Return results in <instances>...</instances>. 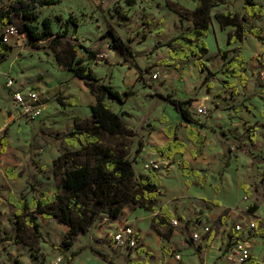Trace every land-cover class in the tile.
I'll return each mask as SVG.
<instances>
[{
    "label": "rangeland",
    "instance_id": "374dc122",
    "mask_svg": "<svg viewBox=\"0 0 264 264\" xmlns=\"http://www.w3.org/2000/svg\"><path fill=\"white\" fill-rule=\"evenodd\" d=\"M16 1L0 0V5L6 7ZM129 1L134 3L130 4ZM231 1L233 2L231 8L237 12L241 10V4L245 2V0ZM168 2L185 1L64 0L56 6L39 7L36 11L38 19L29 24L37 27L38 32L42 33L45 29L43 23L48 19L51 21L53 31V36L41 42L34 41L27 33H21L20 26L24 24V21L15 20L13 26L18 30V36L10 39L14 47L13 55L0 67V89H8L6 82L8 79H14L16 84L13 89L37 91L43 104V113L36 120L25 118L12 121L5 130L10 144L8 153L0 163V239H3L0 241V264H68L67 257L70 252L64 253L60 247L65 239L67 228L59 225L55 220H44L37 215L41 236H35L29 227H24L21 232L24 241L18 243L16 240L18 224L14 216L16 208L9 203L8 199L9 195L13 194L18 199L25 196L30 201L32 197H40L42 193L51 195L54 192L61 178V174L57 173L53 167V161L59 155V146H62L71 156L76 157L79 162L93 163L95 161L80 145L67 144L66 134L71 129L77 125L85 128L90 123V98L84 94L86 88L84 81L62 70L59 64V58L63 63L68 61L70 48L74 45L99 51L100 56L97 60H91L84 49L78 48L77 57L90 60L89 64L95 76L102 82L109 84L121 94L126 91L133 93L123 105L108 100L115 113L121 114L126 111L130 116H121L124 127L120 135H103V145L112 147L118 154L134 160L136 175H146L150 170H154L152 164L160 165V169L155 171H158V176L161 178L162 199L168 203L188 202L186 198L194 194L193 192L207 193L208 190L187 188L191 186L185 182L189 178L184 179L177 165H181L183 156L174 157L172 162L174 167L169 173L170 165L163 163L154 152V148L166 142L164 135L166 124L161 122L163 116L166 117L169 126H172L171 124L175 121L173 106L160 95L171 94L180 100L193 99L194 118L200 122L206 121L213 129H215L214 125L219 126L218 123L225 125L228 118L232 122L239 120L248 122L250 124L248 137L253 133L256 134L258 144H255V141L250 142L248 138L244 141L243 135L238 133L229 143L226 142L228 138H223L220 145L213 137H210V142L202 147L207 153H215L212 158L216 167L219 162L220 168L233 170L229 171L228 186L222 193L227 202L231 205L244 204L251 213L253 211L250 204L255 203L264 215V179L262 180L264 177V120L260 117V112L264 110V48L253 52L254 46L247 40L243 44V51L239 47H227L225 31L215 28L216 22L212 21L209 33L204 38L209 51L203 61L211 71L216 73V77L204 82L206 73L200 72L194 65V61L181 62L169 58L167 43L189 28L192 20L188 18L181 21L178 14L170 11ZM70 17L78 24L77 34H74L73 26L70 25L66 36L59 37L64 32L65 21ZM58 18H61V21ZM111 26L132 47L135 62L144 71V81H137V72L129 68V63L125 62L120 54L109 49L111 36L108 34V29ZM106 34L107 37H104ZM144 34L146 38L143 40ZM221 50L226 51L229 57L244 52L247 60L244 72L247 78L245 87L241 86L240 78L236 79L237 84L232 89H225L221 85V81L225 79L222 74L224 62L218 53ZM153 75H157L158 78L154 79ZM209 84H212L211 89L208 88ZM77 96H81V99L78 97V104L71 106L70 99ZM205 96L209 98L204 102L206 114L201 115L197 113L196 100ZM8 99H12V94L11 97L8 95ZM4 104L8 108L11 107L8 101ZM239 105L252 106L254 110L247 114L244 111L243 114L235 113L233 109ZM184 125L186 123L182 121L176 126L180 135L184 133ZM227 129L225 128L221 133L222 136H225ZM5 131H2V134ZM229 132L232 134L231 130ZM217 145L223 149L222 154L216 153ZM203 149L198 151V156L203 153ZM250 162H252V172L247 175ZM191 163L196 162L191 161ZM231 163L232 166H229ZM10 167L15 168V173H22V177L9 180L6 170ZM236 167H240L241 172L234 171ZM214 173L221 176V171L216 170ZM244 175L247 176L242 182L251 187L253 200L245 201L243 195L238 194L235 180ZM31 184L35 188L31 187ZM137 208L130 203L127 204L118 220L106 224H102L103 216H99L93 230L87 235L79 236L73 251L80 250L81 254L72 264L106 263L90 251V246L104 250L115 264L138 262L137 258H133L136 249L118 247L113 242V234L119 227L129 225L136 230L134 226L138 223L143 232L149 230L148 219H145L144 212L140 210L134 212ZM192 222L201 224L198 219H192ZM260 226L261 224L259 228ZM209 227L214 231L213 226ZM167 232L168 230H164V233ZM178 232L180 235L176 239L177 245L185 244V241L191 238L192 233L189 231L178 230ZM259 234L254 231L250 239L253 238L251 242L254 244L257 256L263 257L264 232L262 236ZM146 240L154 251L157 250L152 237L149 236ZM194 243L200 245V241ZM167 248L169 255H173L171 250L179 251L176 247ZM181 249L184 264H201L195 248ZM191 250L194 251V256ZM156 256H158L157 253Z\"/></svg>",
    "mask_w": 264,
    "mask_h": 264
},
{
    "label": "trees",
    "instance_id": "16d2710c",
    "mask_svg": "<svg viewBox=\"0 0 264 264\" xmlns=\"http://www.w3.org/2000/svg\"><path fill=\"white\" fill-rule=\"evenodd\" d=\"M63 1L17 0L6 7L0 5V66L10 59L14 51V47L4 41V29L9 25H14L16 19H21L24 21V24L20 26L21 33H27L34 41H44L49 36H53L51 21L48 19L44 21L45 29L42 33H39L37 27L31 26L29 23L38 19L37 8L56 6ZM129 3H134V1H129ZM222 3L224 2L221 0H198L197 7L193 11L181 8L176 3H167L169 9L180 16L181 21L188 18L192 20V26L167 43L169 58L181 62L194 61L196 68L200 72L206 73L204 82L216 77V73L211 71L203 61L209 51L204 38L209 33L213 19L219 23L222 29L230 26L235 27V31L228 35V46L243 42L248 35L260 38L263 34V29L248 26V18L264 16V10L254 0H245L244 15L227 11L216 13L213 17L211 15L212 8ZM58 20L61 21V18H58ZM70 25L73 26L74 34H77L78 24L70 17L65 21L64 32L59 37L66 36ZM108 34L111 36L109 49L120 54L125 62L129 63V68L137 72V81H144V71L135 62V53L130 44L124 41L112 26L108 29ZM145 36L144 34L143 40L146 38ZM104 37H107V34ZM78 48L84 49L91 60H97L100 56L99 51H91L82 45H74L70 48L68 61L63 63L59 58V64L62 66V70L69 71L74 78L84 81L90 93L95 97L96 104L89 106V125L85 128H80L77 125L66 134V138L68 139V145H80L95 161L93 163L79 162L76 157L71 156L62 146H59V155L53 161V167L57 170V173L61 174V178L54 192L51 195L42 193L40 197H32L30 201L25 196L18 199L13 194H10L8 199L9 203L16 208L14 216L18 224V239H16L18 243L24 241L21 234L24 227H29L35 236H41L37 215H40L44 220H55L59 225L67 228L65 239L60 247L64 253L70 252L67 257L68 264L75 262L81 254L80 250L73 251L79 236L90 233L99 216H103L102 219L108 218L111 222L118 220L122 216L124 207L129 203L154 214L151 227L162 238L168 241L173 235V229L168 223V219L172 218L171 213L166 208L160 210L157 208L159 196L161 195L160 179L157 172L150 170L146 175H136L134 160L118 154L114 148L104 146L102 142L104 134L110 136L120 135L124 127L121 116H130L126 111L121 112V114L115 113L112 104L108 100L123 105L133 93L126 91L121 94L112 86L97 78L89 64L90 60L77 57ZM220 56L224 62L222 74L225 79L221 81L223 88H234L237 78H240L241 86L245 87L247 81L244 74L247 63L245 55L234 54L229 57L226 51H220ZM208 88L211 89L212 84H209ZM160 97L174 107L183 121L205 127V124L197 121L191 112L193 99L180 100L174 98L171 94L160 95ZM70 103L71 106H76L78 97L71 98ZM233 110L235 113L243 110L252 112L254 107L239 105ZM260 117L264 120V112L260 113ZM161 122L166 124L164 135L169 141L164 146L154 148V152L162 160H172L176 155H184L187 145L179 139L176 127L167 125L168 122L165 116H163ZM185 135L187 140L195 147L202 146L206 141V136L198 129L188 127L185 130ZM255 137L256 134L254 133L250 135V142L254 143ZM8 146L9 140L5 131L4 134H0V157L6 153ZM138 149L137 152L140 151ZM191 156L196 159L198 156L197 151L193 150ZM181 174L184 178L193 177L201 187L205 186L208 179L207 175H202L200 170L193 169L185 161L181 163ZM6 176L9 180H17L22 177V173H15V168L10 167L6 170ZM186 184L191 185L188 181H186ZM31 187L35 188L33 184H31ZM242 188L247 196H251V192L246 186L242 185ZM250 208L257 209V206L251 204ZM164 230H168V232L164 233ZM212 239L211 236L206 242L207 246L210 245ZM138 241L139 246H142L141 240ZM98 242L100 243V241ZM187 243L190 247L195 248L202 263V246L196 245L192 239L187 240ZM89 249L107 264H115L104 250L94 246H90ZM162 249L168 252L165 245H162ZM136 252L137 254H143L145 251L142 247H138ZM147 256L151 255L147 253ZM251 263L261 264L254 258L251 259Z\"/></svg>",
    "mask_w": 264,
    "mask_h": 264
},
{
    "label": "crops",
    "instance_id": "0c3cea01",
    "mask_svg": "<svg viewBox=\"0 0 264 264\" xmlns=\"http://www.w3.org/2000/svg\"><path fill=\"white\" fill-rule=\"evenodd\" d=\"M184 1L185 2H179L176 4H178L181 8H184V9H187L190 11H193L197 7L198 0H184ZM188 1H190V4H188ZM221 1H223L224 3L220 4L217 7L212 8L211 15H213V17L216 13H222V12H227V11L237 12V11L233 10V8H231V5L233 3L231 0H221ZM254 1L264 10V0H254ZM241 5H242L241 10L238 11V13L244 15L245 14V2H244V4H241ZM183 21H185V20H183ZM213 21H214V23L216 22L215 28H218V30L220 28L221 30L225 31V33H226V44H227L228 35H229V33H232L235 31V27L230 26V27H226V28L222 29L220 27L219 23L215 19H213ZM191 25H192V23L190 24V26ZM248 26L251 28L263 29L262 36L260 38H255L252 35H248L243 42H240L238 44H233L231 46H235V48L239 47L243 51V44L247 40L253 44V46H254L253 52L261 51L264 48V16L258 17V18H248ZM10 44L12 45V43H10ZM227 47H228V45H227ZM218 53H220V51H218ZM168 54H169V52H168ZM243 54H244V52H243ZM12 55H11V57H12ZM78 80H80V79H78ZM11 90L12 91L10 92L9 89H4V90L0 89V134H2V131L7 130V127L12 123V121H16L17 119H21V120L25 119L23 116L20 115V113L16 109V107L13 103V100L8 99V95H9V97H11V94L13 93V90H15V89H11ZM7 91H9V92H7ZM84 94L90 98V102H89L90 106L96 104L95 97L90 93V91L87 87L85 88ZM77 97H79L81 99V96H77ZM208 99L209 98H207V96L202 97L200 100L197 99L196 100V103H197L196 108L205 107L204 102ZM3 100H5V101H3ZM7 101L11 104L10 108H8V106L4 104ZM193 103L194 102H192V105L190 108L192 113H194V111L192 110ZM243 111H244V113L246 112V114L248 113L245 110H243ZM243 111H241L239 113L243 114ZM262 112H264V110ZM174 114H175V121L171 125L176 127L177 125H179V122H182L183 120L176 110L174 111ZM183 122H185V121H183ZM201 122L205 124V127H200V126H197L195 124H189V123L185 122L186 125H184V130H183L184 133L182 135H180L177 132L179 139L186 143L187 150H186L184 155H176V156H180V157L183 156L182 162H184V161L188 162L193 169L200 170L202 172V175L208 176L206 184L203 187H201L198 184L197 180L194 178H189V179L185 180V182L188 181L191 184V186L187 187V188L188 189L201 188L203 190L204 189L208 190V192L207 193L193 192L194 194H192L186 198L188 202L168 203V201H165L162 199L163 195H162V191H161V195L159 196L157 208L159 210L161 208H166L167 211H169L171 213L172 218L171 219L166 218V219H168L169 225L171 226L170 221L172 219H179L180 221L186 223V226L181 227V228H174L171 226L173 229V235L171 236V239L168 241L165 240L164 238H162V236L151 227V220H152V217L154 216L153 213L145 211L141 208L135 209L134 212H138L137 210H140V212H144L145 219H148V226H149L148 227L149 230H147L146 232H143L141 230L140 226L138 225V223L136 224V226H134V224H133V226L136 228V231L138 232L139 239L141 240V242L143 244L142 246H139V247H142L145 251L143 254H137V252L135 251L133 258H137L139 260L136 263H139V264H184V259H183L184 255H183V250L181 248L186 247V248H192L193 249L194 247H190L187 243V240L185 241L186 242L185 244H183V243H180L179 245L176 244L177 236L180 235V234H178L179 233L178 230L179 231H185V232L189 231L191 233H194V232H196L197 229L199 230V229H202L203 227H209V226L214 227V231H213V229H211L210 235L204 236L202 238V240L200 241V245L202 246V263L201 264H223V262H224L223 249H224V246L226 245V243L228 242L229 236L233 232V227L236 224H243L246 226L248 223H255L256 229L254 231H257L258 233H260L259 234L260 236L263 235V232H264V215H263V213H261L260 208L257 206V204L251 203V204H255L257 206V209L252 208L251 211H253V212L251 213L250 211H248V207L244 204L243 205H236V204L231 205L227 202V200L225 199V195L223 194V196H222V193L225 191L226 186H228V179L230 178L229 171H233V170L230 168H227V169L220 168L219 162H218V165L216 167V165L213 162V158H212V156L215 153H213V152L207 153L206 151H204V149H203L204 147H202V146H204L210 142V137H213L214 140L216 141V143L218 145H220L223 138H226V139L228 138V140L226 142L229 143V142H231V140H233L234 136H236V134H238V133L243 135V138H245L244 139V141H245V140H247V138L249 139L248 129L250 127V124H248V122H246V121H241V120H239L237 122H232L228 118V120L225 122V125L218 123L219 126L214 125L215 129H213L212 126H209V124L206 121H201ZM188 127H191L193 129H198L206 136V141L201 147H195L191 142H189L187 140L186 135H185V130ZM225 128H228L227 133L225 134V136L224 135L222 136L221 133L224 132ZM229 130L232 131L233 135L229 132ZM211 133H213L212 136L210 135ZM168 141L169 140L166 138L165 144ZM223 142L225 143V141H223ZM256 143L258 144L257 136L255 137V144ZM9 144H10V142H9ZM247 144H249V142ZM164 145H162V146H164ZM218 145H217L216 153L222 154L223 149L221 147H219ZM8 148H9V146H8ZM8 148H7L6 153L0 157V163H1V160L4 158V156L8 153ZM202 149H203V153H201V155L197 156L196 160H193V158L191 156V152L193 150H196L197 154H198V151H202ZM141 156H142V154H141ZM159 159L163 163L170 165V167H168V172L170 173L172 168L174 167L172 164L174 158L172 160H162L159 157ZM154 160H156V159H154ZM191 161H195L196 163L193 164V163H191ZM177 165H178V168L180 167V170H181V165L180 166H179V164H177ZM229 166H232V163ZM249 167H250V169L247 172V175H248V173L252 172L251 171L252 170V162L249 163ZM216 170H217V172L221 171V176H219L218 173H214ZM234 171H236V172L240 171L241 172L240 167H236V169H234ZM143 175H145V174H143ZM157 175H158V171H157ZM247 175L240 176V177L236 178L235 183L237 186L238 194L240 195V193H241L244 197V200H245V197L247 198V200L248 199L253 200V193L250 190L251 187L245 185L242 182L244 177ZM158 178L161 179L159 176H158ZM184 179H186V178H184ZM263 179H264V177H262V180ZM242 185H244L248 188V190L251 192V196H247L244 193ZM247 200H245V201H247ZM140 214H142V213H140ZM128 219H129V217H128ZM136 219H143V218H136ZM192 219H198V222H201V224H199V225L196 223L193 224ZM188 222H189V224H188ZM259 224H261L260 228H259ZM254 231L250 232L246 227L244 232L242 233V236H245V237L249 236V243L251 246L252 258L256 259L259 263L264 264V256L263 257L257 256L258 254L255 253L254 244H252V242H251L253 238L250 239V235H253ZM101 232H103V231H101ZM149 236L152 237L154 240V241L153 240L152 241L155 243V246L157 248V250H155V251H156L158 256H156L155 251L147 243L146 238L148 239ZM211 236L213 237L212 242L210 243L209 246H207L206 242L209 240V238H211ZM191 239L192 238H190L188 240H191ZM193 242H197V241H193ZM162 245H165V246L167 245V247H169L171 249H173L175 247L178 248L179 251L171 250V252H173V255L177 252L181 253L182 261L180 263H177L175 261L173 255L168 254L169 249L166 247L168 249V252H165L162 249ZM191 252L194 256L195 255L194 251L191 250ZM147 253H149L151 256H147ZM103 264H106V263H103ZM133 264H135V263H133Z\"/></svg>",
    "mask_w": 264,
    "mask_h": 264
},
{
    "label": "built area",
    "instance_id": "2783aa9c",
    "mask_svg": "<svg viewBox=\"0 0 264 264\" xmlns=\"http://www.w3.org/2000/svg\"><path fill=\"white\" fill-rule=\"evenodd\" d=\"M4 41L6 43H11L10 39L18 36V30L15 26L9 25L4 29ZM264 75V73H263ZM154 79H157V75H153ZM16 84L14 79H8L6 86L8 89H13ZM13 103L20 113L26 119L36 120L43 113V104L41 102L40 95L35 90H21L17 88L13 90L12 93ZM198 114H206V109L204 107L198 108ZM154 170H159L160 165L152 164ZM245 200L247 198L245 197ZM111 222L108 218H104L102 224ZM170 224L174 228L185 227L186 223L180 221L179 219H172ZM250 232L256 229L255 223H248L246 226L243 224H236L233 227V232L228 238V242L223 249V264H252V254L251 246L249 243V236H242L245 228ZM211 233L210 227H203L202 229H197L196 232L192 233L191 238L193 241H201L204 236H208ZM139 235L138 232L129 225L119 227L113 234V242L118 247H124L126 249H136L139 247ZM175 261L180 263L182 261L181 253H175L173 255Z\"/></svg>",
    "mask_w": 264,
    "mask_h": 264
}]
</instances>
